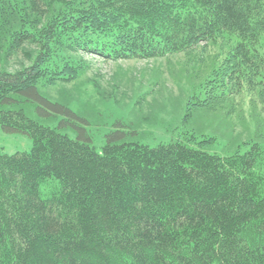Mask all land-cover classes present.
<instances>
[{"label": "trees", "instance_id": "obj_1", "mask_svg": "<svg viewBox=\"0 0 264 264\" xmlns=\"http://www.w3.org/2000/svg\"><path fill=\"white\" fill-rule=\"evenodd\" d=\"M85 55L206 74L169 140L113 130L98 150L40 91ZM0 63V131L33 142L0 146V264H264V0H0Z\"/></svg>", "mask_w": 264, "mask_h": 264}, {"label": "rangeland", "instance_id": "obj_2", "mask_svg": "<svg viewBox=\"0 0 264 264\" xmlns=\"http://www.w3.org/2000/svg\"><path fill=\"white\" fill-rule=\"evenodd\" d=\"M22 48L10 59L9 70L29 65L27 56L37 50L32 44ZM84 59L88 64L86 71L69 81L40 85V91L54 100L67 102L73 111L88 121V124L79 123L88 129L98 150L113 130L130 133L134 128L138 136L128 134L126 139L151 146L169 140L172 135L166 129L181 120L190 85L198 84L206 74L205 64L197 61L189 62L186 73L183 55L118 61L85 55ZM236 126V132H239L241 127ZM32 144L26 134L0 131V146L7 154L28 152Z\"/></svg>", "mask_w": 264, "mask_h": 264}]
</instances>
